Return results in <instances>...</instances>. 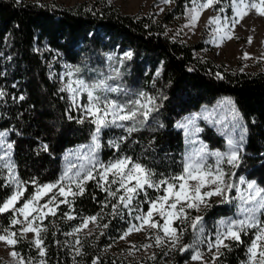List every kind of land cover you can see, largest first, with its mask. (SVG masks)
I'll use <instances>...</instances> for the list:
<instances>
[{
	"label": "trees",
	"instance_id": "16d2710c",
	"mask_svg": "<svg viewBox=\"0 0 264 264\" xmlns=\"http://www.w3.org/2000/svg\"><path fill=\"white\" fill-rule=\"evenodd\" d=\"M225 1L228 0H222ZM189 3L190 0H174L172 7L156 16L150 12L122 13L108 0L71 6L0 0V88L5 93L0 97V129L9 130V139L14 144L13 161L22 181L55 180L64 150L88 141L94 129L90 121L78 123L81 116L69 109L65 95L49 77L45 56L35 49L37 44L44 43L72 63L86 60L95 63L108 49H128L132 56L120 68L118 83L126 88L144 89L156 98V111L143 125L138 124L136 131L124 134L126 139L119 149L107 143L117 130L103 131V159L119 155L133 157L153 169L157 178L161 174L179 173L184 137L175 126L176 120L203 104H212L220 96H228L247 132L237 172L245 173L264 187V69L228 68L197 55L203 48L201 41L186 43L172 35L170 24L182 16ZM217 73L222 78H217ZM201 135L210 146L221 147L224 143L211 128L206 127ZM115 137L118 141L121 136ZM43 144L48 145L47 151L42 150ZM3 184L0 179V202L12 192L11 187ZM85 187L84 195L78 196L74 205L73 212L79 217L99 212L105 199L94 182L89 181ZM33 190L29 185L28 193ZM149 192L156 195L151 189ZM58 214L53 216L55 224L51 219L46 221L45 260L47 264H70L62 231L68 230L74 219L64 220ZM10 217V212L0 215V224L7 227ZM107 224L97 242L101 245L114 241L124 229L117 218H109ZM247 243L246 239L242 244L231 242L229 249H224L218 257L217 264H238L245 257ZM15 249L23 256L37 255L24 238ZM90 250L84 264H92L94 255L100 258L99 264H169L159 257L127 261L100 255L92 246ZM184 258L185 255H179L170 264H182Z\"/></svg>",
	"mask_w": 264,
	"mask_h": 264
},
{
	"label": "snow or ice",
	"instance_id": "6c2138e0",
	"mask_svg": "<svg viewBox=\"0 0 264 264\" xmlns=\"http://www.w3.org/2000/svg\"><path fill=\"white\" fill-rule=\"evenodd\" d=\"M162 2L169 4L174 0ZM221 3L222 0H190L191 6L186 5L187 23L184 27L194 29L203 10L215 8ZM227 6L231 9L230 16L222 15L225 9L221 7L218 14L209 17L205 25H215L212 29V43L217 46L224 40L233 38L235 28L251 11L254 10L257 15L264 17V0H228ZM251 42L252 37H248V43ZM131 56L132 53L127 52L124 59H130ZM245 58H249L248 53H245ZM114 71L119 75V69ZM79 72L80 69L76 68L62 75L61 79L67 77V80L61 91L69 92L72 106L83 113L78 123L87 120L94 125L91 144L81 146V151L75 153L78 163L72 162L73 153H69L66 167L56 181L43 184L36 179L22 181L11 158L14 144L7 141V131L0 132V179H3L4 187L12 188L11 195L0 202V215L11 213L9 225L5 227L0 224V241L14 248L28 233H33V239L29 243L37 248L41 258L45 257L43 234L48 229L44 221L49 216H55L61 204L69 208L64 214L67 219H77L72 214L76 198L84 195L85 185L89 181H95L97 187L106 193L107 199L102 202L101 211L83 217L82 223L73 229V233L86 229L89 223L99 226L104 218V209L110 207L111 212L108 215L121 219L125 216L130 218L128 228L120 236L121 240L133 232H147L154 245L144 244L140 247L147 249L167 246L170 251L178 250L181 253L191 250V260L200 261L201 264H207L204 261L205 254L201 251V246L205 245L208 252L212 253V264H215L222 255L221 249H229V242L242 244V236L254 230L255 235L247 248L248 259L245 264H264V187L259 186L256 181L246 180L243 176L238 181L233 179L236 173L232 169L238 167L242 159L243 132L239 141L225 133L228 137L226 151L210 150L198 136L203 129L196 121L201 117L193 114L177 124L178 128L183 129L186 142L190 146L179 173L168 176L161 174L157 178L153 169L129 156H117L104 163L98 157L103 131L110 128H122L129 134L136 131V126L143 125L156 111V98L144 92L135 94L134 99L113 98L109 94H120L123 90L110 86L106 80L89 83L79 78ZM156 74H160L159 70ZM217 78L222 76L217 73ZM4 95L0 91V97ZM20 99L23 100L24 97L21 96ZM221 104L230 112L235 127L242 118L234 102L231 98H225ZM202 118L208 119L207 116ZM69 119L72 117L69 116ZM126 122H131L132 126L127 127ZM124 139L126 137L109 141V145L119 149ZM41 148L47 151L48 145L43 144ZM210 158L214 163L209 162ZM224 165L229 166V169L226 170ZM5 170L6 177L3 175ZM29 185L34 188L30 194ZM150 189L156 193L155 196L150 194ZM233 191L235 196L230 195ZM212 197H220V203L235 201L238 209L235 217L216 221L214 232L206 229L203 215L191 214L192 210L199 213L210 208ZM144 205H147V211L144 210ZM17 225L20 226L19 229L13 231ZM108 226L102 225L105 229ZM189 227L193 240L190 244L181 245ZM88 234L91 235V232ZM76 244H80L79 239ZM75 252L80 255V248L76 247ZM129 254H132L131 250ZM10 256L17 264H34L32 259L25 260L15 250L10 252ZM154 256L155 254L152 258ZM99 259L94 258L92 264H99ZM40 264H45L43 259Z\"/></svg>",
	"mask_w": 264,
	"mask_h": 264
},
{
	"label": "rangeland",
	"instance_id": "374dc122",
	"mask_svg": "<svg viewBox=\"0 0 264 264\" xmlns=\"http://www.w3.org/2000/svg\"><path fill=\"white\" fill-rule=\"evenodd\" d=\"M26 1L39 2V3L54 2L56 4H61L63 6H71L79 2H84V1L91 2L93 0H26ZM108 1L111 4L115 5L116 7H118L122 13H130V14L136 12H141V13L150 12L158 16L162 14L165 10L172 7V3L165 4L162 2V0H108ZM227 5H228V1H225L215 6V8H209L203 10L197 26L192 30H189L188 28L184 27V25L187 23V17L185 15L186 12V7H185L182 16H178L173 19L169 27V32H171V34L174 35L175 37H178L179 39L185 41L186 43H195L201 41L203 43V48L196 52L197 55H199L200 57L211 58L216 63L225 64L228 68L248 70V71L263 70L264 69V17L257 15L254 10L251 11L250 14L247 17H245L239 25H237V27L234 30L233 38L224 40L220 46H217L215 43H212V39H213L212 29L215 27V25H211L208 27H206L205 25L209 17L216 16L218 14V9L221 7L225 9L222 15L230 16L232 14L231 9ZM188 6L189 7L191 6L190 3L188 4ZM161 9H163V11H161ZM248 37H252L251 43H248ZM35 49L45 56L48 66V75L51 79H53L57 83L58 89L60 91L62 88L65 87V83L67 80V77H65V79L62 80L61 79L62 75H64L68 71H74L76 68H79L80 72L77 74L79 78L84 79L89 83L96 82L98 80H106V82L110 86L119 87L120 89L123 90L120 94H109L113 98H120L122 100L125 98L134 99L135 94H138L140 92H144L148 96L154 97V95L151 92L146 91L144 89L126 88L118 83L121 74L120 68L122 67L125 61L124 54L127 52H131L128 49L125 50L108 49L104 51V54L102 56H98L96 58L95 63H91V61L89 62L87 60L83 61L82 63L69 62L63 57L60 51L54 48H50L48 45L44 43L37 44L35 46ZM245 53L249 54V58L247 59L245 58ZM92 64H95V66H93ZM115 69H119V75H116V72L114 71ZM75 78L76 77L74 76L73 79ZM0 91H3V89L0 88ZM61 92L66 97V100L69 105V109L72 110L75 114H79L82 117L83 113L81 112V110L72 106V99L70 93L67 91H61ZM225 98H230V97L220 96L212 104H203L198 109L183 114L180 118L176 120L175 122L176 128H178L177 127L178 122L183 121L186 117H189L193 114H199L201 118L197 119L196 121L197 125L203 130L206 127L211 128L213 132L217 134V136L223 139L224 142L221 147L210 146L209 143L203 138L200 132L198 134L199 139L203 141L204 144H206L210 150H219L221 152L227 150L228 137L225 135V133L230 135L233 139L239 141L241 132H243L244 135L243 145H244L247 135L245 123L243 119H241L239 121V124L233 127V124L235 122L232 120V116L230 112L228 111L227 108H225L221 104V102ZM204 116H207L208 119L207 120L203 119L202 117ZM216 121H219V123H216ZM126 126L131 127L132 126L131 122H126ZM111 129L117 130V133L115 135H120L121 137H124V134L128 133L122 128H111ZM180 130L182 131L184 137L183 155H182V159H183L186 152L190 149V146L186 142V136L183 129ZM2 131H7L8 133L7 141L12 143V141L9 139V130L0 129V132ZM115 135L107 139L108 145H109V141L116 140ZM90 144H91V136L88 141L78 143L74 146L65 149L64 152L61 154V170L59 175L55 180L47 181L43 183L54 182L59 178L62 171L66 167L67 164L66 157H68L69 153H73L71 157L72 162L78 163L75 153L81 151V146L90 145ZM101 149H102V143H101V147L98 150V157L104 163H107L109 160H112L117 157L116 156V157H110L108 159H103L101 155ZM119 156H127V155H119ZM11 158L13 161V155ZM209 162L214 163V160L210 158ZM224 167L226 170L229 169V166L227 165H224ZM237 168L238 167L232 169V171H235L236 173V176L233 177L234 180L238 181L239 177L243 176L248 181H256L254 178H248L245 173H238ZM3 175L4 177L7 176L6 170L4 171ZM92 182H94V184L96 185L95 181ZM258 185L261 186L260 184ZM100 191L104 194V198H105L104 201H105L107 199L106 193L101 189ZM230 195L235 196L236 195L235 191H233ZM60 199L63 198L61 197ZM219 201H220V197H212L210 200L212 206L210 208L199 213L196 212L195 210H192L191 213L192 216L203 215L204 225L206 229L210 232L215 231L216 221L225 217H235L238 211L237 203L235 201L229 203H220ZM17 206L19 207V205ZM101 207H102V203H101ZM144 210L147 211V206L144 208ZM68 211H69L68 206L61 204L59 209L57 210V214L59 213L58 216H61L62 218H64V220H69L64 215ZM100 211L101 208L99 212ZM110 212H111L110 207L105 208L104 218L103 220L100 221L99 226H95L92 223H89L88 227L80 231L79 233H73V229L77 228L82 223L83 217L92 216L97 213L79 217L74 212H72V214L76 216L77 219H74V222L72 223L71 227L68 230L62 231V234L64 236L62 242H63V246L67 249V252L70 255V260H71L70 264H84L85 263L84 260L91 252L90 250L91 246L93 247L94 250H97L100 255H104V256L113 255L117 258H122L127 261L151 259L153 257V254H155L154 257H159L163 262L170 264L174 262V259L177 256L185 255L182 264H201L200 261L191 260V255H192L191 250L181 253L178 250L170 251L167 246L164 247L153 246L147 249L140 247L141 245L144 244L154 245V241L148 238L147 232H143V231L133 232L126 239L121 240L120 236L128 228L129 226L128 220L130 218L127 216H125L124 219H121L120 217H113L111 215H108V213ZM218 213L219 215H217ZM109 218L119 219L120 223L124 224V229H122L120 235L114 241H112L107 245H101V243L99 244L97 242L101 240L100 239L102 235L101 233H104L105 231V228H103L102 225L107 224ZM48 219L49 220L51 219L53 221V222L51 221V223H54L53 216H49L44 221L46 227H48V223H46ZM262 219H264V217H262ZM19 227L20 226L17 225L16 228L13 229V231H17ZM56 231L57 228H55V232ZM89 232H91V235L88 234ZM68 233H73V234L68 235ZM33 235H34L33 233H28L26 238L24 239L27 241H31L33 239ZM254 235H255L254 230L249 231L247 235H243L244 238H242V240L246 239L248 243L246 247L245 257L238 264H245V262L247 261L248 259L247 248L251 244V240L254 238ZM77 239L80 240L79 245L76 244ZM192 240H193V234L189 227L188 231L185 233L184 237L181 240V245L190 244ZM230 243L231 242H229V244ZM31 246L34 250L37 251V255L23 256L18 251H16L15 247L13 248L7 245L5 242L0 241V264H17V261L13 260V258L10 256V252H12L13 250H15L17 253L22 255L25 258V260L32 259L34 261V264H40L41 259H43L45 264H47L45 257L41 258L39 256V252L37 248L32 244ZM76 247L80 248V252H81L80 255L76 254L75 252ZM130 250L132 254H129ZM223 250L224 249H221V251ZM201 251H203L205 254L204 261H206L207 264H212V260H211L212 253L208 252L205 245L201 246ZM96 257H98V255H94V258ZM215 264H217V260Z\"/></svg>",
	"mask_w": 264,
	"mask_h": 264
}]
</instances>
